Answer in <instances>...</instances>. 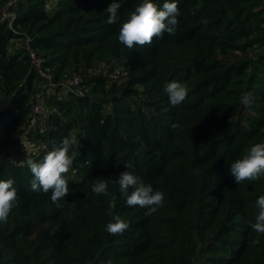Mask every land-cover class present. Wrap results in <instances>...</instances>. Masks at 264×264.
<instances>
[{
    "label": "trees",
    "instance_id": "trees-1",
    "mask_svg": "<svg viewBox=\"0 0 264 264\" xmlns=\"http://www.w3.org/2000/svg\"><path fill=\"white\" fill-rule=\"evenodd\" d=\"M7 2L0 0V179L15 181L19 201L0 224V264H264V235L250 227L264 178L236 184L230 173L264 142L263 0H178L175 34L131 51L119 27L139 0H117L113 24L105 11L112 0H20L13 21H2ZM28 39L58 86L51 94L32 68ZM109 63L117 78L99 73L84 78L83 94L62 91L72 74ZM170 81L188 88L177 106L164 92ZM246 91L251 108L240 103ZM38 94L44 126L43 114L32 124ZM24 135L45 146L37 161L65 136L77 138L70 194L59 207L50 192L31 191L32 174L17 157L28 153ZM129 164L164 193L152 215L119 193L115 181ZM99 178L129 224L122 235L105 230L110 198L91 190Z\"/></svg>",
    "mask_w": 264,
    "mask_h": 264
},
{
    "label": "clouds",
    "instance_id": "clouds-1",
    "mask_svg": "<svg viewBox=\"0 0 264 264\" xmlns=\"http://www.w3.org/2000/svg\"><path fill=\"white\" fill-rule=\"evenodd\" d=\"M120 7L117 0H112L105 10L108 14L106 23L116 22ZM180 15L178 0H164L162 6L157 0H139L120 24L118 41L131 51L133 48L152 44L154 39L163 38L165 33L174 35L179 27ZM164 92L170 104L177 106L186 99L188 88L180 82L170 81L165 84ZM254 99V93L246 91L242 93L240 103L251 108ZM171 127L176 130L180 125L173 123ZM77 144L79 146L75 136H65L59 144L53 143L41 160L29 158L19 162L22 167L26 163L32 174L31 191L44 194L50 192L51 201L57 207L60 206L59 201L70 194L69 181L66 177L78 155L77 152L70 150ZM28 147L30 148V145ZM125 168L126 170L121 172L115 181L119 186L121 197L126 200L129 207L145 208L147 209L145 215H152L163 206L164 193L154 190L151 184H146L140 175L130 170V164ZM230 173L236 184L264 178V142L252 144L240 158L235 159L230 165ZM14 183L12 178L0 179V224L8 222L12 210L18 205L19 196ZM91 190L97 195L110 198L108 215L111 216V220L106 224L105 230L113 236L122 235L129 228V224L119 215L114 214L117 197L109 193L107 180L96 179ZM256 205L259 212L250 227L256 233L264 235V195L259 196ZM105 264H113V260L109 258Z\"/></svg>",
    "mask_w": 264,
    "mask_h": 264
},
{
    "label": "built area",
    "instance_id": "built-area-1",
    "mask_svg": "<svg viewBox=\"0 0 264 264\" xmlns=\"http://www.w3.org/2000/svg\"><path fill=\"white\" fill-rule=\"evenodd\" d=\"M20 0H8L5 7L2 9L1 20L13 21L14 13L12 7L15 3ZM29 39L27 40V48L30 53L32 68L37 71L41 76L48 79V87L46 88V93L51 94L58 86L53 82L50 75L46 74L42 70L43 60L31 49L29 45ZM83 83L84 77L81 74L74 73L72 76L62 85V91L66 94L68 92H77L78 94H83ZM67 91H66V90ZM45 110L44 95L38 94L34 99L32 104V124H35L38 116L42 115ZM24 146V150L29 151L30 154L37 155L42 149H45V146L40 147L36 146L30 139L24 135L21 141ZM30 145V148L28 147Z\"/></svg>",
    "mask_w": 264,
    "mask_h": 264
},
{
    "label": "rangeland",
    "instance_id": "rangeland-1",
    "mask_svg": "<svg viewBox=\"0 0 264 264\" xmlns=\"http://www.w3.org/2000/svg\"><path fill=\"white\" fill-rule=\"evenodd\" d=\"M264 2V0H263ZM255 53L254 52H251L250 55H254ZM237 56L238 54H234L232 56V60H236L237 59ZM114 68V64L113 63H109L107 65H104V64H101L99 65L98 67H96L95 69H92L90 71H84L81 75L84 77V78H89L91 77L92 75H96V74H99V73H102L104 75H108L112 78H117L119 75H120V72L119 71H116L113 69ZM66 90V89H65ZM67 91V90H66ZM47 117V113H43L42 115V121H41V124L44 126L45 125V119ZM22 145V144H21ZM22 147L24 148V146L22 145ZM25 151V150H24ZM19 158V160H27L31 157H34L33 154H30V152L28 151L27 154L25 153H21L17 156Z\"/></svg>",
    "mask_w": 264,
    "mask_h": 264
}]
</instances>
